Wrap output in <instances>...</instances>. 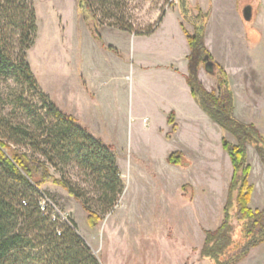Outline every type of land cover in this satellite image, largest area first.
<instances>
[{"label":"rangeland","instance_id":"1","mask_svg":"<svg viewBox=\"0 0 264 264\" xmlns=\"http://www.w3.org/2000/svg\"><path fill=\"white\" fill-rule=\"evenodd\" d=\"M199 1L188 0V3L194 13L199 9L208 14V23L213 0H203L206 10L201 9ZM214 3L216 20L230 15L232 0H214ZM32 4L36 31L25 60L36 79L37 91L44 93L60 110H70L72 99L76 107L81 98L84 100L85 112L79 118L91 134L99 135L96 137L114 147L124 185L116 206L94 228L87 225L80 203L58 186L46 184L40 189L41 206L48 203L53 214L63 221L70 219L100 264H211L199 254L204 232L215 230L223 217L232 167L221 139L225 136L234 142L233 138L203 113L208 121L205 118L196 122L181 121L173 140H168L167 135L173 136L175 132L167 126L170 131L162 142L156 129L166 123L149 113L146 108L149 99L140 92L139 81L134 79V84L129 74L118 85L111 82L116 78L111 70L113 52L105 47L122 50L129 61L137 46L133 47L123 34L129 37L133 34L104 26L100 31L101 44L92 36L88 22L78 15L77 0H32ZM122 5L118 18L132 24L136 32H146L155 27L162 14L176 11L177 0H127ZM246 5L253 10L250 24L254 30L249 33L253 44L249 55L255 68L250 74L248 91L253 103L243 114L247 119L245 124H254L264 137V0H237L238 12ZM184 25L188 32L193 31L188 23ZM167 29L175 33L172 28ZM214 34L210 30L213 39ZM159 38L162 45L156 53L177 55L183 50L184 45L177 37ZM183 39L187 43L185 36ZM207 77L213 85L211 90L216 89L215 79L208 74ZM89 88L98 95L100 114L106 123L92 109L95 94ZM22 89L12 79L0 83V92L7 102ZM25 97L40 105L39 94L25 90ZM11 108L6 106L5 113ZM129 109L139 118L131 120ZM147 115H150L148 123H142L140 117ZM184 148H187V168L166 162L170 153ZM247 158L251 165L248 180L253 186L250 207L260 210L264 206V168L252 146H248ZM70 173L74 182L83 184L81 172L73 169ZM237 264H264V242L251 248Z\"/></svg>","mask_w":264,"mask_h":264},{"label":"trees","instance_id":"2","mask_svg":"<svg viewBox=\"0 0 264 264\" xmlns=\"http://www.w3.org/2000/svg\"><path fill=\"white\" fill-rule=\"evenodd\" d=\"M126 1L77 0L76 9L98 43L102 44L100 31L104 26L133 36L151 35L164 14L155 27L136 32L132 24L123 23L117 16ZM177 9L189 48L185 80L191 96L202 112L234 139H221L232 177L221 223L215 230L204 232L199 255L211 264H237L251 248L264 242V206L260 210L250 207L253 186L248 180L251 165L247 158L248 146H252L264 168V137L254 124H245L233 114L227 76L205 47L208 14L199 9L194 13L188 0H177ZM184 23L193 31L188 32ZM35 31L32 0H0V83L12 79L24 88L15 92L10 102L0 92V264H100L70 219L63 221L53 214L48 203L41 206L40 189L52 184L66 191L80 203L87 225L96 227L116 206L124 188L114 147L37 91L36 79L25 60ZM105 49L119 55L111 46ZM205 58L213 67L207 74L217 86L211 91L198 78ZM25 90L39 94L40 105L30 102ZM8 105L12 108L5 113ZM167 125L176 131L173 113L167 116ZM166 162L188 166L180 152L170 153ZM73 169L84 176L82 185L74 182Z\"/></svg>","mask_w":264,"mask_h":264},{"label":"crops","instance_id":"3","mask_svg":"<svg viewBox=\"0 0 264 264\" xmlns=\"http://www.w3.org/2000/svg\"><path fill=\"white\" fill-rule=\"evenodd\" d=\"M199 2L201 9L204 10L206 2L203 0ZM232 4L233 7L230 15H227L224 19L216 20L214 17L216 13L214 9L215 3L214 0L212 1L211 14L205 35V46L214 61L221 66L227 76L229 87L233 94L234 116L246 123V115L243 112L248 110L251 106L250 104L253 103L248 91L251 88L250 74L253 73L255 68V63H251L249 55L251 45L253 44L249 33L254 29L250 24L251 21H245L242 15L243 9L250 5L244 6L239 13L237 0H232ZM180 20V15L176 8V11H169L164 14L159 27L150 36L129 37L123 34L133 47L137 46V52L133 53V59L129 61L126 58V53L118 48L113 47L119 52V56L116 57V55H113L114 53L110 54L112 58L111 70L116 73V78H113L111 82L118 85L121 79L127 80L129 74H132L134 84L136 83L134 79L139 81L140 92L143 93L144 98L149 99V104L146 106L150 111L149 113L154 115V117L161 118L166 123V126H163V128L156 129V134H158L159 140L162 142H164L165 135L170 131L167 128V116L170 113H173L175 116L177 128L174 135L168 140H173L177 137V130L181 121L196 122L202 118L207 120V117H205L202 110L193 100L185 80L188 75L186 57L189 54V48L183 39V32L179 25ZM167 28H172L175 33L167 32ZM186 29L189 30L187 27ZM210 30L215 32L214 39L210 36ZM160 36H164V38L170 40H173L174 36L177 37L184 45L181 53L177 55H171L168 52H164V54L156 53L158 50L160 51L159 47L162 45ZM198 78L205 89L211 91L213 87L211 79L207 77V73L203 68L199 69ZM98 85L99 89L102 90L101 81L98 82ZM89 90L93 95L95 94V99L92 100L94 104L92 105V109L100 117L101 105L98 98H96L98 95L94 93L92 88H89ZM80 101L81 103L79 102V106L76 107L75 100L72 99V108L70 110H63L68 111L67 114L75 117L79 124L84 126L82 120L79 118V114L84 111V100L81 98ZM92 109L89 108L91 113L93 112ZM150 115L140 117L142 123L143 121L148 123ZM128 116L131 120L139 118L138 116H134L133 109L128 110ZM101 117L106 123L104 117L102 115ZM177 152H180L187 159L185 155L187 154V148Z\"/></svg>","mask_w":264,"mask_h":264},{"label":"water","instance_id":"4","mask_svg":"<svg viewBox=\"0 0 264 264\" xmlns=\"http://www.w3.org/2000/svg\"><path fill=\"white\" fill-rule=\"evenodd\" d=\"M242 15H243V19L245 21H247V22L251 21V19H252V7L251 6L245 7L243 9ZM205 61H207V62L204 64L203 69L207 73V72H210L213 69V67H212V64L208 62L207 58H205Z\"/></svg>","mask_w":264,"mask_h":264}]
</instances>
